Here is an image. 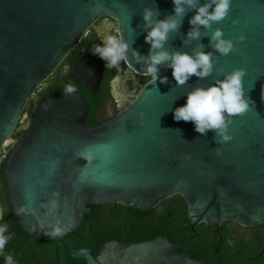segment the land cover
<instances>
[{"label":"water","instance_id":"95a60500","mask_svg":"<svg viewBox=\"0 0 264 264\" xmlns=\"http://www.w3.org/2000/svg\"><path fill=\"white\" fill-rule=\"evenodd\" d=\"M145 7L156 9L162 19L173 6L171 0H0V159L10 151L0 174L17 225L31 238L54 242V264H60V248L85 264H208L165 237L129 244L112 240L97 255L91 237L89 248L70 251L65 236L82 225L94 206L119 205L142 213L178 197L191 229L224 222L242 228L264 224V0H231L228 15L212 24L208 32L221 29L234 49L226 55L213 52V72L203 80L193 76L176 85L171 70L160 66L158 77H166V83L149 79L135 95H127L123 85L128 80L147 77L129 55L130 63H121L109 82L118 108L111 119L86 125L89 108L78 92L48 97L34 111L32 94L90 27L98 37L118 33L130 49L147 55L140 27ZM191 15L183 17L165 47L191 52L202 43L205 52L213 51L207 37L182 45ZM201 31L205 35L202 26ZM239 35L243 41L236 40ZM92 45L78 52L70 78L95 95L103 64L90 53ZM216 67L242 69L245 96L254 104L231 118L232 139L224 144L215 142L213 131L201 135L190 121L172 118L190 88L216 78ZM216 148L220 155L213 152ZM50 199L58 205L52 214L42 207ZM22 207L25 211L19 212ZM46 220H58L63 233L44 235L38 221Z\"/></svg>","mask_w":264,"mask_h":264},{"label":"clouds","instance_id":"9594fccd","mask_svg":"<svg viewBox=\"0 0 264 264\" xmlns=\"http://www.w3.org/2000/svg\"><path fill=\"white\" fill-rule=\"evenodd\" d=\"M231 0H171L172 12L159 19L160 13L151 7H145L140 13L142 19L141 30L144 32V43L148 45L147 55L130 49L128 42L123 40L118 33L106 34L99 37V43L93 44L90 53L98 57L108 70L119 69L121 63L138 65L137 69L143 75L150 78L151 83L160 80L166 83V77H158L159 67L171 70V76L176 85H184L191 77L203 80L213 72V52L226 55L234 49L232 39L223 38L221 29L215 28L208 32L213 23L223 20L229 11ZM192 12L188 20L190 25L182 45L187 46L191 41H199L202 37L208 38V46L213 51L205 52L204 45L197 43L191 52L181 50H169L165 45L171 33H177L181 27L183 17ZM235 23V21H233ZM201 26L205 35L202 36ZM236 40L243 41L244 36L239 35ZM216 78L206 86H195L185 94V102L172 110L174 121L191 122L196 133L204 135L207 131L214 132L215 142L224 144L232 137L228 134V126L231 118L242 115L250 107H254L253 101L245 96L242 86V77L245 75L242 69L236 68L225 72L222 67H216ZM91 74V73H89ZM76 89L69 84L65 94L71 95ZM261 99L264 100V85H262ZM220 155L219 148L213 150ZM53 197L59 193L53 192ZM56 199H50L46 205L48 214L54 213L57 208ZM24 212L22 207L18 210ZM4 210L0 208V220H3ZM40 230L49 238L59 237L64 229L58 220L38 221ZM12 239L9 226L6 222L0 223V256H3L4 264H16L11 254L5 253L6 244Z\"/></svg>","mask_w":264,"mask_h":264},{"label":"flooded vegetation","instance_id":"af4514ba","mask_svg":"<svg viewBox=\"0 0 264 264\" xmlns=\"http://www.w3.org/2000/svg\"><path fill=\"white\" fill-rule=\"evenodd\" d=\"M85 41H89L87 44L99 43V37L94 27H90L86 31L79 45ZM77 47L71 51L72 55L69 58L66 57L55 72L34 91L30 98V102L35 104L34 111L41 102L48 97L65 93L68 80L70 79L71 81L70 77L76 62V58L75 61H73V57H76L78 52L82 49L81 48L74 54ZM117 75L118 71L116 69H105L103 64V76L99 91L95 95H91L96 102L91 106V103L84 98L89 108V112L85 119L86 125L94 127L111 119L117 114V103L111 96V88L109 86L110 80ZM149 79V77H137L136 80H128L123 85V92L133 96ZM72 84L77 89L87 88L82 85ZM77 89L75 92L80 94ZM33 114L34 112L30 115V118L33 117ZM21 125L22 123H18L17 126ZM11 139L16 140L14 136H12ZM9 152L10 151L2 154L4 158L0 159V171ZM4 195L6 201V191L0 174V208L3 210L8 206L7 202H3ZM111 214H113L111 209H103L98 213V220H103ZM126 218V214H120L117 220L121 224ZM180 234L187 235L185 239L186 243L182 246L181 251L193 259L200 261L204 260L208 264H218L219 262L223 264H264V224L253 228H242L233 223L224 222L218 226L206 227L205 225H197L191 229L188 222H186Z\"/></svg>","mask_w":264,"mask_h":264},{"label":"trees","instance_id":"16d2710c","mask_svg":"<svg viewBox=\"0 0 264 264\" xmlns=\"http://www.w3.org/2000/svg\"><path fill=\"white\" fill-rule=\"evenodd\" d=\"M88 42L81 43L74 54ZM71 55L72 52L69 53L67 58ZM75 58L73 57V61H75ZM69 84L74 87L70 79L68 80ZM77 90H79L81 96L91 103V106L96 102L93 100L89 89L79 88ZM3 202L6 203L5 195ZM106 208L111 209L113 214L99 221L98 213ZM120 214L127 215V218L121 224L117 220ZM4 222L8 224L9 233L12 234V239L6 244L4 251L6 254L13 256L16 264H54V242L52 240L46 242L24 234L17 225L8 206L4 209L3 220H0V223ZM186 222V207L178 197L165 200L154 209L142 213L119 205L94 206L86 215L82 225L72 234L65 236L64 239L67 248L70 251H76L89 248L92 237L93 253L95 255H97L102 244L112 240L129 244L150 241L156 237H165L170 243L179 246L182 250L187 235H181L180 233ZM58 260L60 264H85L82 259L70 258L61 248L58 252ZM0 264H4L3 256H0ZM218 264L223 263L219 262Z\"/></svg>","mask_w":264,"mask_h":264}]
</instances>
